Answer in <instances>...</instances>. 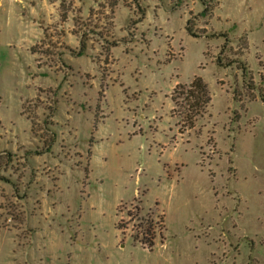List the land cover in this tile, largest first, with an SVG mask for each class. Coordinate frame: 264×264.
<instances>
[{"label":"rangeland","instance_id":"1","mask_svg":"<svg viewBox=\"0 0 264 264\" xmlns=\"http://www.w3.org/2000/svg\"><path fill=\"white\" fill-rule=\"evenodd\" d=\"M206 2L0 0V264H264V0Z\"/></svg>","mask_w":264,"mask_h":264},{"label":"trees","instance_id":"2","mask_svg":"<svg viewBox=\"0 0 264 264\" xmlns=\"http://www.w3.org/2000/svg\"><path fill=\"white\" fill-rule=\"evenodd\" d=\"M203 3V9L201 11V14L207 15L208 10H209V4L206 2V0H201ZM187 31L189 34L197 36L196 32L193 30V28L190 26V24H187ZM225 40L223 41L221 45V52L226 50L228 46V39H226V36L224 35ZM217 64L222 66V60L221 57L218 56L217 58ZM242 69H246V67L242 66ZM245 75V73H244ZM183 91H182V96L181 95H176L174 94L173 98L175 102L177 103L179 97H183V101L186 103L188 114H187V121L191 125L193 123L194 118L196 115H198L201 110L210 102L211 95L209 93L208 86L206 82L203 80L201 76H196L192 79L190 84L188 86L183 85L182 86ZM253 96V95H251ZM262 99L264 100V95L261 94ZM189 115V116H188ZM151 242V241H149Z\"/></svg>","mask_w":264,"mask_h":264}]
</instances>
